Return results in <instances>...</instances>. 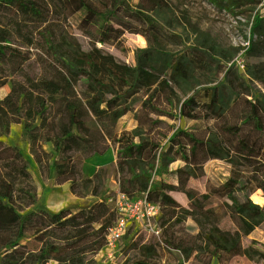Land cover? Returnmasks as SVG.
I'll return each mask as SVG.
<instances>
[{
	"label": "rangeland",
	"instance_id": "rangeland-1",
	"mask_svg": "<svg viewBox=\"0 0 264 264\" xmlns=\"http://www.w3.org/2000/svg\"><path fill=\"white\" fill-rule=\"evenodd\" d=\"M108 1L82 0L60 19L68 38L103 40L84 74L85 99L103 96L107 115L90 125L99 131L89 141L96 154L84 158L81 174L68 176L78 196L71 183L56 184L51 210L90 211L89 223H104V236L123 192H148L168 220L177 214L170 224L153 223L159 241L134 225L109 248L89 232L99 246L83 249L85 263L264 264V0H123L131 12L80 19L84 3ZM208 128L246 160L209 162L202 135ZM229 178L232 192L204 199L206 186ZM40 182L43 190L47 182ZM208 220H220V232ZM227 232L238 236L239 252Z\"/></svg>",
	"mask_w": 264,
	"mask_h": 264
},
{
	"label": "flooded vegetation",
	"instance_id": "flooded-vegetation-1",
	"mask_svg": "<svg viewBox=\"0 0 264 264\" xmlns=\"http://www.w3.org/2000/svg\"><path fill=\"white\" fill-rule=\"evenodd\" d=\"M81 1L0 0V94H4L0 99V264H74L65 262L78 243H73L76 234L70 228L74 213L57 212L50 205H56V184L63 181L71 183L69 190L78 196L66 176L82 173L79 126L88 124L89 114L99 115L94 111L101 109L104 99L99 96L98 103L85 99L84 74L99 55L96 45L103 44L101 37L91 44L68 38V26L60 21L66 9ZM116 1L117 5L110 0L100 6L86 2L78 14L131 12L127 1ZM54 31L60 32V38ZM14 77L20 82L11 84ZM61 123L71 128L57 133ZM77 155L81 160L70 164ZM41 180L47 182L43 190L38 186Z\"/></svg>",
	"mask_w": 264,
	"mask_h": 264
},
{
	"label": "trees",
	"instance_id": "trees-1",
	"mask_svg": "<svg viewBox=\"0 0 264 264\" xmlns=\"http://www.w3.org/2000/svg\"><path fill=\"white\" fill-rule=\"evenodd\" d=\"M92 15L91 14H87L86 12L82 11L80 13L79 17L82 16L84 18V17L87 16V18H90ZM100 41L103 42L102 39ZM112 87L115 88L114 85H112ZM94 112L95 113H99V115L97 116V115H94V114H92V115L89 114L88 115V118H89L88 124L84 125V126H79L81 131L78 132V133H83V144H84V146H83L82 154H83L84 158L86 156L90 157L91 155L96 154V151L92 147L94 145V143L90 145L89 141H93L94 140L93 136L94 137L95 136L99 137L98 134H97L99 131L94 129L93 127H90V125L98 126V124H103L104 123L105 114L107 115V109H105V108L98 109V110H95ZM63 128H67L69 130L71 128V126L69 124H64V123L58 124L57 125V133H60V131ZM72 128H73V133L72 134L74 136L78 135L77 132H76L77 126L73 125ZM207 130H208V137H207V139L205 141V148H206V153H207L210 161L222 162L224 164H230L231 161L234 158L237 159L239 162H242V161L246 160L244 157L234 156L231 153V151L228 149V147L225 145L223 139L219 136V134L214 129L208 128ZM89 136H92L90 140H89ZM61 142L64 144L65 138H62ZM64 146L66 147L67 144L65 143ZM90 148L92 150L91 153L89 152ZM80 160H81V157L79 155H77L69 163L70 164H73V163L77 164ZM61 161H62V164L65 165L64 159H61ZM173 174H174V172L172 171V172L166 173V176H170L171 177V176H173ZM71 175H74V174H71ZM71 175H67L66 176V180H69L68 176H71ZM233 182H234V179L233 178H229L227 181H225L223 183H219L217 185H214V187L213 186L212 187L206 186V189H208V191L210 193H208V195L204 196V199L207 200V196H209V195L210 196L211 195L218 196L222 192H226V193L232 192L234 190V187H235V183H233ZM123 193L127 194L130 197H133V196L141 195L144 192H140L139 191V192H135V193L134 192H131V193L123 192ZM173 211H176V209H173ZM62 213H65V212H62ZM73 215H74V218H73L72 225L70 227L71 230H72L73 235L76 234L74 236V238H73V243L76 244L77 242L79 243V241H80L81 244L78 245V243H77V245H74L72 247V250L68 252V254H70L71 257H70V259H67L65 262L66 263L73 262L74 264H81V263H85V261H83V249L85 251V250L88 249L89 245L93 244L94 245V247H93L94 250H97L96 248L99 246V242L98 241L96 242V240L93 241V240L89 239V232L90 233L95 232V235L97 237L100 236V237H102L104 239L105 224L104 223H99L100 221H96V220H93V219H91V223H89L90 218L93 217V215L90 213V211L89 212L78 213V214H73ZM176 216H177V214H175L174 217H172L170 220H168L167 219L168 218L167 208L163 206L162 207V211H161V215L158 218V220L163 218L164 220H167L165 223L170 224L176 218ZM214 219H216V218H214ZM219 221L220 220H214L212 222L211 220L210 221L208 220V222L213 227V229H215L214 230L215 232H220V230L217 227V224L219 223ZM194 223H195V221H194ZM95 225H97V227H95V229H94ZM253 231L254 230H252L251 233ZM249 235H250V233L248 234V236ZM226 236H228L231 239V241H232V246H231V248L233 249L232 252H237V251L239 252V249H240V247H239V238L236 235V233L227 232ZM156 238L158 239V237H156ZM92 239H93V237H92ZM158 241H159V239H158ZM61 245H62V242H58V246H61ZM59 248H61V247H58V249ZM59 250H61V249H59ZM175 251H177V250H175ZM76 252H78V253H76ZM179 252L180 251L178 250V253ZM58 261H60L62 263H65L62 260H60L59 258H58Z\"/></svg>",
	"mask_w": 264,
	"mask_h": 264
},
{
	"label": "built area",
	"instance_id": "built-area-1",
	"mask_svg": "<svg viewBox=\"0 0 264 264\" xmlns=\"http://www.w3.org/2000/svg\"><path fill=\"white\" fill-rule=\"evenodd\" d=\"M158 205L151 201L148 192L133 197L121 193L116 201L117 221L105 236L107 247L112 248L117 245L123 235L128 233L134 225L147 234L158 237L153 224L161 215Z\"/></svg>",
	"mask_w": 264,
	"mask_h": 264
},
{
	"label": "crops",
	"instance_id": "crops-1",
	"mask_svg": "<svg viewBox=\"0 0 264 264\" xmlns=\"http://www.w3.org/2000/svg\"><path fill=\"white\" fill-rule=\"evenodd\" d=\"M202 135H203V139H204V145H203V147H204V151H205V154H206V158L209 160V162H213V161H210V159H209V157H208V155H207V153H206V148H205V141H206V139H207V137H208V132H207V134H206V133H203ZM231 225L233 226L232 223H231ZM231 230H232V229H231Z\"/></svg>",
	"mask_w": 264,
	"mask_h": 264
},
{
	"label": "water",
	"instance_id": "water-1",
	"mask_svg": "<svg viewBox=\"0 0 264 264\" xmlns=\"http://www.w3.org/2000/svg\"><path fill=\"white\" fill-rule=\"evenodd\" d=\"M67 188V185H65L64 187H63V189H66Z\"/></svg>",
	"mask_w": 264,
	"mask_h": 264
}]
</instances>
